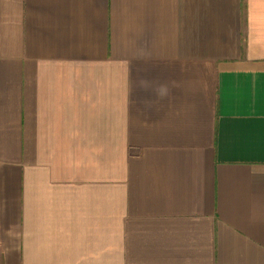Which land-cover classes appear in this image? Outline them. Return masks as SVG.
<instances>
[{"label":"crops","instance_id":"crops-1","mask_svg":"<svg viewBox=\"0 0 264 264\" xmlns=\"http://www.w3.org/2000/svg\"><path fill=\"white\" fill-rule=\"evenodd\" d=\"M0 264H264V0H0Z\"/></svg>","mask_w":264,"mask_h":264}]
</instances>
